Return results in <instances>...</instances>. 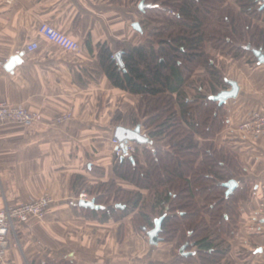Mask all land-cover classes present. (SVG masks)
<instances>
[{
	"label": "crops",
	"instance_id": "crops-1",
	"mask_svg": "<svg viewBox=\"0 0 264 264\" xmlns=\"http://www.w3.org/2000/svg\"><path fill=\"white\" fill-rule=\"evenodd\" d=\"M143 0H13L0 4V58L21 52L12 71L0 69V96L10 104L39 112L44 120L26 127L0 124V211L44 195L54 202L43 221L19 224L9 236L6 260L0 264H201L180 262L176 242L151 246L146 234L135 230L131 217L120 222L99 221L79 206L75 177L89 186L116 179L112 119L126 113L137 99L115 88L101 69L99 45L115 54L119 44L148 42L139 11ZM49 24L76 40L81 49L69 52L42 37L37 29ZM37 42L33 53H23ZM90 43V47L87 45ZM225 77L240 87L237 99L225 106L227 127L217 136L219 146L233 149L246 170L252 198L241 204L239 229L229 238L230 252L219 264H264V231L257 219L258 191L264 184V138L255 140L237 132L253 110L264 112V65L228 62ZM204 71L197 72L198 77ZM227 88L225 90H229ZM223 91V90H222ZM71 122L53 126L60 114ZM137 146V145H136ZM118 183L131 188L120 179ZM89 210V211H88ZM195 253V249L187 251Z\"/></svg>",
	"mask_w": 264,
	"mask_h": 264
},
{
	"label": "trees",
	"instance_id": "trees-1",
	"mask_svg": "<svg viewBox=\"0 0 264 264\" xmlns=\"http://www.w3.org/2000/svg\"><path fill=\"white\" fill-rule=\"evenodd\" d=\"M142 2L148 42L119 44L125 70L107 44L98 46L101 69L112 85L137 99L126 113L117 111L112 124L140 126L153 140L150 146L136 144L131 156L114 162L116 179L137 193L116 179L89 186L77 176L73 182L82 186L78 195L87 193L101 207L90 210L99 221L131 217L135 230L146 234L144 228L154 229L155 220L165 216L162 241L195 249L176 263L219 264L230 252L228 239L238 232L240 206L253 193L237 153L215 141L227 119L225 106L210 97L230 86L221 60L210 50L221 58L259 64L245 47L264 52V6L259 0H234L238 8L228 0ZM200 68L203 77L196 74ZM232 181L238 187L228 194L226 185Z\"/></svg>",
	"mask_w": 264,
	"mask_h": 264
},
{
	"label": "built area",
	"instance_id": "built-area-1",
	"mask_svg": "<svg viewBox=\"0 0 264 264\" xmlns=\"http://www.w3.org/2000/svg\"><path fill=\"white\" fill-rule=\"evenodd\" d=\"M13 0H0V4L10 5ZM259 6H264V1L259 0ZM38 33L49 42L56 44L69 52H79L81 45L71 37L60 32L55 27L49 24H40L37 29ZM39 48L37 42H32L27 45L23 53H33ZM21 52H17L20 56ZM9 60L0 58V69H3ZM73 119L72 113H63L56 116L51 124L53 126H60L71 122ZM43 116L39 112L30 111L22 105L10 104L1 99L0 96V124L16 123L26 127H32L36 124L42 123ZM237 132L245 137H250L255 140L264 138V112L259 110L251 111L247 117L239 124ZM113 154L115 158L120 159L126 156H131L136 151L135 143H128L126 145L127 155L121 147L119 141L112 139ZM259 206L257 211V219L261 221V229L264 231V184H262L258 191ZM85 194L80 196L81 200H89ZM54 199L50 195L23 203L19 206H6L0 211V261L3 263L6 260V254L9 247V236L17 231L19 224L28 223L31 220L43 221L45 220L48 210L53 204Z\"/></svg>",
	"mask_w": 264,
	"mask_h": 264
},
{
	"label": "water",
	"instance_id": "water-1",
	"mask_svg": "<svg viewBox=\"0 0 264 264\" xmlns=\"http://www.w3.org/2000/svg\"><path fill=\"white\" fill-rule=\"evenodd\" d=\"M139 8L142 10L145 8L144 2H142L140 4ZM134 28L138 32L143 33V28H142L141 24L135 23ZM245 49L253 52V54L258 59L259 65H264V52L262 50H258L256 48L252 47L251 45L246 46ZM21 57L22 56L20 55V56H15V57L11 58L10 61L5 66V69L8 71H12L18 64L21 63ZM115 60L119 64L120 68L125 70L122 52H118L117 54H115ZM226 83L230 86L229 90H223L219 94L210 97V100L217 102L220 106H224L230 100L237 99L239 96V93H240V87L236 81L227 79ZM114 138L119 141V143L121 144V147L124 149L126 155H127L126 145L128 143H135L139 146L153 145V140H151L147 135H144L142 133V129L140 126L136 127L135 129H130V128L118 126L115 128ZM130 159L132 161H134L133 158H130ZM226 187L229 188L228 194H230L231 192H233L238 187V182L232 181V182L228 183L226 185ZM79 206L82 208H85V209H92V210H100L101 209V207L96 204L95 200H80ZM117 207L118 208H124V207H121L119 205ZM164 218H165V216L155 220L154 229L147 231V229L144 228V231H146V233H147V236L149 238V243L151 246H157L162 241L160 234L162 232V223L164 221ZM181 255L191 256L193 254L187 253L186 252V246H184L181 249Z\"/></svg>",
	"mask_w": 264,
	"mask_h": 264
},
{
	"label": "rangeland",
	"instance_id": "rangeland-1",
	"mask_svg": "<svg viewBox=\"0 0 264 264\" xmlns=\"http://www.w3.org/2000/svg\"><path fill=\"white\" fill-rule=\"evenodd\" d=\"M228 3L230 4V5H232V6H234V8L236 7V8H238V6L237 5H235V3H234V0H228ZM260 25L261 26H263L262 25V22H260ZM208 50H210V47H208ZM214 55H215V57L217 56L218 57V63H219V60H221L220 61V66L222 67V69H223V71H224V73L225 74H229V73H231V74H233V71H232V69H231V71H230V64L228 63L229 61H231V62H235V63H238V62H242L243 60L242 59H237L238 61H236V60H233V59H230L229 57H227V58H221L218 54H217V52L216 51H212V50H210ZM247 59H245V61H246ZM201 70H203L204 72H205V70L204 69H202V68H200V69H198L197 70V72H199V71H201ZM197 72H196V74H197ZM203 72V73H204ZM195 74V75H196ZM205 74H206V72L204 73V76H205ZM234 75V74H233ZM195 78H196V76H195ZM146 132H148L147 130H146ZM221 134V133H220ZM219 134V135H220ZM144 162V161H143ZM123 187V186H122ZM124 189L125 188H127V187H123ZM129 190L133 193V194H135V193H137V189L134 187V186H131V188H129Z\"/></svg>",
	"mask_w": 264,
	"mask_h": 264
}]
</instances>
